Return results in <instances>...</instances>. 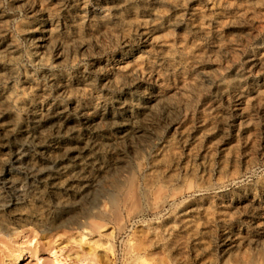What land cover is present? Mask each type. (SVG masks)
Wrapping results in <instances>:
<instances>
[{
	"label": "bare ground",
	"instance_id": "6f19581e",
	"mask_svg": "<svg viewBox=\"0 0 264 264\" xmlns=\"http://www.w3.org/2000/svg\"><path fill=\"white\" fill-rule=\"evenodd\" d=\"M10 1L12 8L26 14L15 25L17 35H10V17L0 6V134L15 137L13 164L19 171L27 170L24 179L8 178L19 198H25L33 176L54 189L77 181L79 199L112 183L116 189H108L88 213L106 215L110 210L105 203L116 202L114 191L131 196L126 186L140 169L141 151L153 141L155 115H168L176 108L187 112L210 85L222 97H233L246 126L247 103L264 93V79L244 88L238 62L259 72L264 40L243 50L226 33L252 20L264 0H202L203 7L193 5L194 0ZM17 37L27 44L26 51ZM23 57L27 67L19 64ZM205 120L199 125L203 136L210 135ZM174 128L183 135L182 125ZM121 144L128 145L134 165L128 167L121 154L103 163L101 155L114 153ZM4 156L0 153V165ZM149 190L143 187V193ZM205 190L199 187L197 192ZM167 203L164 196L153 209ZM221 203L226 208L229 200ZM8 206L0 196L1 228L7 227L2 212ZM196 209L192 201H185L157 225L170 231L180 220L190 226ZM31 218L42 224L43 212L35 211ZM261 229L264 237V223ZM238 237L231 234V246L239 244ZM22 259L20 253L14 263Z\"/></svg>",
	"mask_w": 264,
	"mask_h": 264
},
{
	"label": "rangeland",
	"instance_id": "374dc122",
	"mask_svg": "<svg viewBox=\"0 0 264 264\" xmlns=\"http://www.w3.org/2000/svg\"><path fill=\"white\" fill-rule=\"evenodd\" d=\"M193 5L203 7V1L194 0ZM0 6L10 17L8 33L16 36L15 25L25 19L26 11L12 8L10 0H0ZM262 26L264 4L256 7L252 20L239 22L226 33L238 40L240 49H252L264 40ZM18 43L26 51L22 38ZM238 62L244 88L264 79V66L258 72ZM19 64L27 67L26 57ZM206 87V93L191 102L187 112L176 108L153 117V141L141 151L140 169L126 186L131 196L114 191L116 202L105 203L110 210L106 215L88 213L108 189H116L112 183L79 199L77 181L54 189L33 176L29 180L33 185L28 182L25 187V198H19L8 178L24 179L27 170L19 171L13 164L15 137L0 134V153L5 154L0 165V196L10 205L2 212L7 227H0V264H264V237H260L264 223V93L247 103L250 120L243 126L233 97H222L210 85ZM211 105L216 107L213 112L208 109ZM203 119L210 135H200ZM176 123L185 128L182 136L174 128ZM168 145L171 150H166ZM117 148L114 153L105 151L102 162L112 163L125 155L127 166H133L128 145ZM144 186L149 192L143 193ZM199 187L206 188L203 194L197 192ZM164 196L168 203L153 209ZM58 199L62 202L57 203ZM225 200H229L226 208L221 203ZM185 201L197 208L190 214L192 225L183 226L177 220L170 231L157 225ZM35 211L43 212L42 224L31 218ZM233 233L240 237L237 246H231ZM20 253L24 259L14 263Z\"/></svg>",
	"mask_w": 264,
	"mask_h": 264
}]
</instances>
